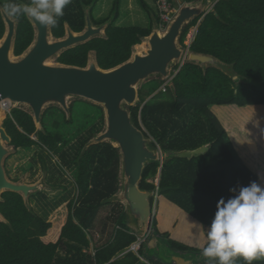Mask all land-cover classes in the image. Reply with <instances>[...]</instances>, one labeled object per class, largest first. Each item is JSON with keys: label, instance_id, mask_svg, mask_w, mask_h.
Masks as SVG:
<instances>
[{"label": "trees", "instance_id": "16d2710c", "mask_svg": "<svg viewBox=\"0 0 264 264\" xmlns=\"http://www.w3.org/2000/svg\"><path fill=\"white\" fill-rule=\"evenodd\" d=\"M93 1L98 2L71 0L68 5L75 12L64 8V13L67 12L64 18L72 26L75 21L74 27L82 29L84 18L81 3L87 6ZM119 3L120 0L114 1L109 17L115 11V18L106 28L104 38L94 37L78 44L64 51L57 60L84 67L89 51L95 52L97 63L103 69L127 60L132 46L140 43L141 37L150 34L152 24L148 28L115 25L119 17ZM141 5L157 20L156 12L143 0ZM109 17L96 23H104ZM20 24L17 53L32 39L24 19ZM194 26L197 29L190 51L209 54L226 64H232L238 75L252 83L236 84L218 68L208 67L204 72L199 65L184 62L175 67L178 70L172 79L175 92L167 88L165 92L154 95L142 108L130 107L135 125L153 139L152 145L155 147L159 146L162 150H193L211 144L206 154L192 159L174 157L162 164H149L140 183L142 189L155 190L156 184L149 179H154L159 173L157 197L152 201L153 205L155 203V214L151 227L161 237L167 238L168 245L181 254L202 253L216 204L221 197L232 195L230 188L258 181L257 175L244 164L226 130L209 107L219 105L230 110L225 106L232 104L236 109V105H247L246 108L253 107L254 112L260 109L256 116L264 115V0H217L211 11L186 25L180 37L184 47L186 36ZM1 31L0 26V34ZM53 33L61 35V27H56ZM153 82L156 80L145 83L139 92ZM152 88L154 90L148 89L149 93L157 91ZM139 97L141 102L145 100ZM49 108L53 111L45 117L43 113L42 130L38 133L32 117L18 108L12 110V116L4 120L3 126L17 151H29L36 145L67 154L62 159L66 164L74 163L72 168L78 195L76 199L69 200L66 212L63 210L60 213L59 225H53L31 204L37 196L34 193L29 196L32 207L29 211L20 194L3 192L0 212L8 224L0 221V264H138V256L127 250L137 237L127 225L125 212L119 216L118 228L113 230L109 241L97 246L93 252L87 250L90 239L86 231L94 225L99 210L117 191L119 184V155L110 143L91 145L81 154L90 138L102 130L103 110L95 104L73 100L66 118L59 114V107ZM219 112L221 114L222 111ZM220 118L224 124L230 125L228 111H224ZM52 125H55L54 130H51ZM35 132L39 136V143L31 139ZM79 138L81 142L76 143ZM246 139L252 151H256V142ZM72 142L74 145H70ZM65 147L75 157L71 162L68 161L71 154L64 150ZM41 196L46 198L45 194ZM62 199L54 202L50 208H56L66 198ZM138 251L143 254L142 246L138 247ZM208 259L212 262L214 258ZM214 260L213 264H218L217 258ZM154 263L163 264L160 261ZM233 264H246V261L242 256H237L233 258ZM252 264H264V257L253 260Z\"/></svg>", "mask_w": 264, "mask_h": 264}, {"label": "water", "instance_id": "95a60500", "mask_svg": "<svg viewBox=\"0 0 264 264\" xmlns=\"http://www.w3.org/2000/svg\"><path fill=\"white\" fill-rule=\"evenodd\" d=\"M180 2L181 7L164 31L159 30L156 17L152 14L150 34L141 37L140 43L132 46L127 60L108 69L99 67L94 51H91L92 55L84 67L49 60L94 37L104 38L106 28L114 21L115 11L104 23L95 25L89 12L91 6L85 7L84 29L73 33L67 28L66 35L60 39L51 36L49 26L43 27L33 19L36 23L35 39L18 57L13 55L15 21L2 11L8 26L0 39V202L3 201V192H15L22 196L25 206L31 211L29 196L44 184L43 179L27 184L8 177L5 161L14 147L3 126L6 118L3 102L28 111L36 126L42 130L41 117L45 109L56 106L69 116L70 103L83 100L101 107L104 125L84 145L81 154L91 145L106 142L116 148L119 155L118 189L105 203L116 201L125 206L128 227L137 238L144 239L141 245L144 256L149 259L155 257L163 264H194L200 254H181L168 245L167 238L161 237L151 227L154 215L152 201L157 193L142 189L140 183L149 164L167 162L174 157L192 159L206 154L211 144L193 150L155 147L153 139L135 125L130 107L140 106L139 89L145 83L166 81L183 61L199 65L204 72L208 67L218 68L236 84L252 82L238 75L232 64H226L212 55L194 51L185 55V47L180 43L184 28L194 18L211 11L217 0ZM143 42L146 43L145 48L138 50L135 46ZM169 88L175 92L173 82ZM0 221L8 224L1 212Z\"/></svg>", "mask_w": 264, "mask_h": 264}, {"label": "rangeland", "instance_id": "374dc122", "mask_svg": "<svg viewBox=\"0 0 264 264\" xmlns=\"http://www.w3.org/2000/svg\"><path fill=\"white\" fill-rule=\"evenodd\" d=\"M0 1L4 2L5 0H0ZM114 1L115 0H98L97 5L93 11V18L96 21H99L101 19L108 17L109 14L111 13L112 8H114L115 5ZM141 1L142 0H120V3L118 4L119 17L116 20L115 25L122 27L137 26V27L148 28L150 23L148 12L142 7ZM143 1L149 6V8L152 11H155L153 0H143ZM196 29L197 27L194 26L189 30L185 41L188 42L190 41V37L193 34H195ZM91 55L92 54L90 53L89 57ZM93 57L95 56L93 55ZM56 58L57 57L50 59L49 61H51L52 63H56ZM174 70L175 69H173V71ZM160 82L162 83L160 84ZM164 83L165 81L156 80V82L148 84L146 88H143V91L139 92L140 93L139 96H141L142 99L144 97L145 100L141 102L139 108H142V106L148 100H150L158 92L162 91V86L164 85ZM152 87L156 88L157 91H155L154 93L151 91L150 94L148 89L152 90L153 89ZM167 88H169V86ZM219 107H223V106L211 105L209 109L216 116L221 126L226 130L230 139L236 142V146L238 149H240L241 154H243V149H244V144H243L244 141H242L241 139V134L244 135L242 137L244 138L245 141L246 138L250 140L253 139L258 146L259 138H264V116L263 115L256 116L257 112H260V109H256V112H254L255 109L253 107H250L248 109L246 108L248 107L247 105L239 106V107L238 105H236L237 107L236 109L239 110L233 108L232 104L229 106H225L230 109L229 112L232 114L230 115L231 123L228 126L224 124L222 122L223 120L220 118L221 115H223L224 111H228V109H225L224 107L219 109ZM219 111H222L221 114ZM51 127H52L51 130H54L55 125H52ZM238 127L239 129H237ZM38 128L40 129V127ZM43 150L47 152L51 158V159L49 158L50 162L47 161L49 168L52 169L50 170V172H55L53 175L54 177L53 180L50 179V183L55 184L59 182L58 184H61L60 187L58 186L57 188H52L47 184L46 181L47 171L45 169L44 171H42L41 163L39 162V158H38V152H41ZM67 151H69L68 153L71 154V156L68 157V161L71 162L74 156L70 152L71 150L69 148L67 149ZM254 153L256 152H252L250 155L253 156ZM245 154L247 155L248 152H246ZM5 162H6L5 166L9 169V176L13 178H17L18 181H22L24 183L29 184L37 179L39 180L43 179L44 184L40 186L41 188L40 190L45 192L46 198L45 199L40 197L38 198L36 196L34 197L31 204L35 206V210L38 213L46 217L47 221L51 222L53 225L54 224L59 225L58 218L60 213H62L63 210L65 213L67 209L66 205L69 202V200L76 199L78 195V187L76 185V178L73 172L74 168H71L70 164L67 165L66 163H64L62 159V155L50 151L46 147L39 148L36 145L32 146L29 151H24V150L16 151V149H14L12 153L6 158ZM258 162L259 161L256 160L254 164L257 165ZM56 164L60 170L56 168ZM255 173H258V171ZM157 174L158 175H156L154 179H149V181H153L156 184V186H157V181L159 180V173ZM62 198H66V199H64V201L61 202L59 206H57L56 208H50L51 206H53L54 202H57ZM153 206H155V203ZM122 212H125V206L116 201L105 203L101 207V209L97 214L94 225L91 228L87 229L86 231L88 234V238L90 239V247L89 249H87L88 252H93L97 246H101L109 241V239L112 236L113 230L118 228L117 226L119 224L117 220L119 216L122 214ZM131 231L134 232L132 229ZM139 241L136 240V242L132 243L131 246L137 244ZM130 247H128L127 250H130ZM132 251L138 256L139 261L142 262L141 264H156L154 262L158 263V260L155 257L149 259L143 254H139L138 246L136 247L135 250ZM197 258H199L200 260V261L197 260V264H213L215 262L214 259H216L214 258L212 262H210L208 258L202 255V253ZM113 259H115V257Z\"/></svg>", "mask_w": 264, "mask_h": 264}, {"label": "clouds", "instance_id": "9594fccd", "mask_svg": "<svg viewBox=\"0 0 264 264\" xmlns=\"http://www.w3.org/2000/svg\"><path fill=\"white\" fill-rule=\"evenodd\" d=\"M69 3L71 0H31V5L21 7L13 2L2 11L9 17L22 13L43 27H55L56 18L64 15ZM229 192L230 197H221L216 204L202 255L217 258L218 264H233V258L242 256L246 264H252L264 257V185L254 180Z\"/></svg>", "mask_w": 264, "mask_h": 264}, {"label": "flooded vegetation", "instance_id": "af4514ba", "mask_svg": "<svg viewBox=\"0 0 264 264\" xmlns=\"http://www.w3.org/2000/svg\"><path fill=\"white\" fill-rule=\"evenodd\" d=\"M16 3V4H18V5H20L21 7H23V6H25V5H31V0H5L4 2H2V1H0V26L2 27V31H1V34H0V39H2L3 37H4V35H5V33H6V29H7V23H6V21L4 20V17H3V13H2V9H3V6L5 5V4H7V3ZM96 2L97 1H93V3L92 4H90V5H87V6H85L84 4H82L81 3V5H82V12H83V18H84V26H83V28L82 29H80V30H78V29H76L74 26H75V21H73V25L74 26H72V24L66 19V18H64L65 16H66V14H67V12L66 13H64V15L63 16H61V17H57L56 19H57V21H58V23H57V25L55 26V27H52V26H49V31H50V33H51V36L53 37V38H56V39H60V38H62V37H64L65 35H66V31H67V28H69V30L71 31V32H73V33H78V32H80V31H82L83 29H84V27H85V7H89V6H91V8H90V14H91V20H92V22L94 23V24H96V25H99V24H102V23H96L97 21L93 18V11H94V6H95V4H96ZM32 6H34V5H32ZM71 6L70 5H67V6H65V8L67 9V11H69V12H71V13H74L75 11H73V10H71V8H70ZM109 17V16H108ZM148 17H149V27H150V25L152 24V18H151V16H150V14L148 13ZM9 18H11L12 20H14L15 21V36H14V44H13V55L14 56H16V57H18V56H20L21 54H23L30 46H31V44H32V42L34 41V39H35V34H36V32H35V25L34 24H36L35 22H34V20L31 18V17H28V16H25V15H23L22 13L21 14H19V16L18 17H9ZM79 18V17H78ZM24 19V21H25V23H26V25H27V29L29 30V31H31V33H32V39H31V41L23 48V50H21L19 53H17L16 52V44H17V41H18V37H19V28H20V23H21V20H23ZM68 26V27H67ZM56 27H61V29H62V33H61V35H54V33H53V30L54 29H56ZM26 29V28H25ZM26 29V30H27ZM75 47V46H74ZM74 47H71V48H74ZM71 48H68V49H71ZM68 49H66V50H68ZM66 50H64V51H66ZM63 51V52H64ZM63 52H61L58 56H57V58H56V62H59V63H62V62H60V61H58L57 59L59 58V56L63 53ZM90 53H91V51H89V53L87 54V62H88V59H89V55H90ZM63 64H65V63H63ZM87 64V63H86ZM69 65V64H68ZM15 108H18V107H13V106H9V109L8 110H6V118L7 117H11L12 115H11V112H12V110L13 109H15ZM18 109H21V108H18ZM58 109V111H60V115H62L63 117L64 116H66V118H67V115H66V113L63 111V110H59V108H57ZM21 110H23V111H25L26 113H28L31 117H32V115L28 112V111H26V110H24V109H21ZM53 110H51L50 108L48 109V110H46L45 109V112H43L44 113V117H45V115L46 114H49L50 115V113L52 112ZM43 115V114H42ZM5 118V119H6ZM32 119H33V117H32ZM34 121V120H33ZM35 126H36V124H35ZM41 129H39L37 126H36V132L38 133V131H40ZM36 132L35 133H33L32 135H31V139H33L34 141H36V142H38L39 143V136H38V134H36ZM8 134V133H7ZM9 135V134H8ZM10 136V135H9ZM11 137V136H10ZM11 141H12V139H11ZM74 142V141H73ZM73 142L72 143H70V145H72L73 144ZM81 142V140H80V138L77 140V142L76 143H80ZM75 143V142H74ZM12 145V144H11ZM74 145V144H73ZM14 147V146H13ZM14 149H16L15 147H14ZM67 149H68V147H65L64 148V150H66L67 151ZM18 149H16V151H17ZM67 152H69V151H67ZM59 154V153H58ZM60 155H66L67 156V154H65V153H60ZM38 158H39V162L41 163V167H42V171H44V169L47 171V176H46V181H47V184L49 185V186H51L52 188H57L59 185H57L56 183L54 184V183H50V179L51 180H53V175H54V173L55 172H50V170H52V169H50L49 168V165L47 164V161H49L50 162V160H49V158H50V155L47 153V152H45L44 150L43 151H41V152H38ZM75 158V157H74ZM51 159V158H50ZM74 160H76V159H74ZM70 163H67V165H69ZM66 165V164H65ZM66 165V166H67ZM63 166V165H62ZM74 166V163L73 164H71V168ZM56 168L58 169V170H60L59 169V167L57 166V164H56ZM6 170H7V175H8V177L12 180V181H18V179L17 178H13V177H11V176H9V169L6 167ZM37 180H39V179H37ZM37 180H35V181H33V182H36ZM33 182H31V183H33ZM31 183H29V184H31ZM57 183H59V182H57ZM60 187V186H59ZM35 194V196L37 195V197L39 198H43V196H41L42 194H45V192L44 191H42V190H38L36 193H34ZM45 196H46V194H45ZM45 199V198H44ZM197 260L198 261H200L199 260V258H197L195 261H194V264H197Z\"/></svg>", "mask_w": 264, "mask_h": 264}, {"label": "built area", "instance_id": "2783aa9c", "mask_svg": "<svg viewBox=\"0 0 264 264\" xmlns=\"http://www.w3.org/2000/svg\"><path fill=\"white\" fill-rule=\"evenodd\" d=\"M189 0H183V2H188ZM154 3V7H155V12H156V16H157V24H158V28L161 31H164L166 29V27L169 25V23L172 21L173 17L175 16V14L177 13L178 9L181 7L182 3L179 0H153ZM195 34H193L190 37V41H185V55L190 51L189 47L190 44L192 43L193 39H194ZM184 62V61H183ZM182 62V64H183ZM181 64V65H182ZM180 65V66H181ZM177 73V71H173V74L169 77V79H167L164 83V85L162 86V91L165 92L166 88L169 86V84L171 83L174 75ZM4 108L6 110L9 109L10 104L8 102H3ZM156 191L158 189V181H157V186H156ZM137 240L139 241L137 244H134L130 247V250L128 251H132L135 250L136 247L142 245V243L144 242V239L142 238H137Z\"/></svg>", "mask_w": 264, "mask_h": 264}, {"label": "crops", "instance_id": "0c3cea01", "mask_svg": "<svg viewBox=\"0 0 264 264\" xmlns=\"http://www.w3.org/2000/svg\"><path fill=\"white\" fill-rule=\"evenodd\" d=\"M228 112H229V110H228ZM230 115H232V114L230 113ZM237 129H239V127ZM261 130H262V128H261ZM241 139H242V141H244L243 142V144H244L243 154H241L240 149L237 148L236 142H234L232 140L231 141H232L235 149L237 150L238 154L240 155L242 161L244 162V164L253 173H255V172L258 171V173H255L257 175V177H258V181L257 182L260 183V184H262V185H264V138H259V140H258V146L256 144V146H257L256 147L257 148L256 151H252L251 148H248L249 146H248V143H247L248 142L247 139H246V141L244 140L243 137H241ZM246 152H248L247 155L245 154ZM252 152H256V153H254V155L252 156V155H250ZM256 160L259 161L257 163V165L254 164ZM153 207H154V214H155V206H153Z\"/></svg>", "mask_w": 264, "mask_h": 264}, {"label": "bare ground", "instance_id": "6f19581e", "mask_svg": "<svg viewBox=\"0 0 264 264\" xmlns=\"http://www.w3.org/2000/svg\"><path fill=\"white\" fill-rule=\"evenodd\" d=\"M145 46H146V43H142V44H140V45H137V46H135L138 50H140V49H143V48H145ZM158 175V174H157ZM157 207V206H156ZM125 221V220H124ZM128 228V227H127Z\"/></svg>", "mask_w": 264, "mask_h": 264}]
</instances>
